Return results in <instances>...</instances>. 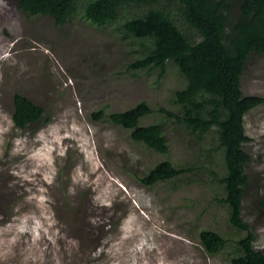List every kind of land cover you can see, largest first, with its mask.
<instances>
[{
  "label": "rangeland",
  "instance_id": "374dc122",
  "mask_svg": "<svg viewBox=\"0 0 264 264\" xmlns=\"http://www.w3.org/2000/svg\"><path fill=\"white\" fill-rule=\"evenodd\" d=\"M87 1L58 26L0 0V264H230L246 230L231 224L220 200L214 173H224V154L215 128L195 136L160 111H181L174 97L185 78L173 61L162 76L159 68L129 66L142 40L122 22L138 7L98 25L83 16ZM241 86L264 96V54L251 53ZM15 92L44 107L40 122L14 125ZM141 100L154 111L140 123L162 122L168 151L107 117ZM100 109L106 115L95 117ZM244 124L251 159L242 216L264 249V103L245 113ZM166 159L193 170L152 185L140 180ZM203 228L228 242L210 253Z\"/></svg>",
  "mask_w": 264,
  "mask_h": 264
},
{
  "label": "trees",
  "instance_id": "16d2710c",
  "mask_svg": "<svg viewBox=\"0 0 264 264\" xmlns=\"http://www.w3.org/2000/svg\"><path fill=\"white\" fill-rule=\"evenodd\" d=\"M19 9L31 15L51 16L58 26L68 21L77 9L78 0H15ZM127 6L139 10L127 15L123 30L142 41L140 56L131 68H159L162 76L173 61L185 78V85L175 90L180 113L165 107L160 111L185 122L200 137L215 128L223 151L224 173H214L223 184L221 201L229 206V220L246 234L238 240L239 253L230 264H264V249L255 247L257 238L251 225L243 219V199L249 183L246 164L251 155L244 144L251 140L246 133L244 115L264 103L262 95H245L241 75L251 53L264 54V0H88L83 16L98 25L117 20ZM128 13V12H127ZM13 122L24 129L43 119L42 105L22 94L14 93ZM154 111L147 100L134 106L111 111L114 123L131 128V136L149 147L169 149L162 122L141 124L144 115ZM105 109L94 112L102 117ZM106 115V114H105ZM192 166L178 167L170 159L158 162L140 180L152 185L160 180L180 176ZM259 209L264 210V196ZM199 237L210 253L220 250L228 239L219 231L203 228Z\"/></svg>",
  "mask_w": 264,
  "mask_h": 264
},
{
  "label": "bare ground",
  "instance_id": "6f19581e",
  "mask_svg": "<svg viewBox=\"0 0 264 264\" xmlns=\"http://www.w3.org/2000/svg\"><path fill=\"white\" fill-rule=\"evenodd\" d=\"M53 138V137H52ZM56 142H57V140H56ZM89 164V163H88ZM38 172V171H37ZM37 174V173H36ZM31 176H33V175H31ZM73 182V181H72ZM37 184V183H36ZM36 187V186H35ZM103 232V231H102Z\"/></svg>",
  "mask_w": 264,
  "mask_h": 264
},
{
  "label": "clouds",
  "instance_id": "9594fccd",
  "mask_svg": "<svg viewBox=\"0 0 264 264\" xmlns=\"http://www.w3.org/2000/svg\"><path fill=\"white\" fill-rule=\"evenodd\" d=\"M250 95H255V94H250ZM245 125V124H244Z\"/></svg>",
  "mask_w": 264,
  "mask_h": 264
}]
</instances>
